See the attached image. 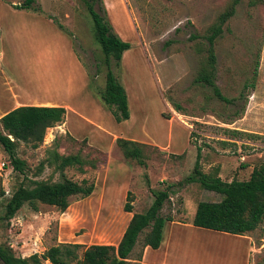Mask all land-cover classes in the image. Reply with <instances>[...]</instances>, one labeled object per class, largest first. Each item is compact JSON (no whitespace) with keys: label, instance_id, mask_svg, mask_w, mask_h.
<instances>
[{"label":"rangeland","instance_id":"374dc122","mask_svg":"<svg viewBox=\"0 0 264 264\" xmlns=\"http://www.w3.org/2000/svg\"><path fill=\"white\" fill-rule=\"evenodd\" d=\"M23 1L0 0V104L6 90L18 83L28 94L68 104L74 113H69V122L64 117L47 128L37 148L19 142L17 155L26 161V175L32 179H60L52 166L35 176L46 150L55 145L60 153L79 151L95 167L64 171L73 180L93 182L90 195L71 197L64 211L46 204L34 211L24 204L0 227V242L16 255L42 253L63 242L116 245L129 217L123 209L128 191L132 213L143 212L153 201L152 190L171 185L160 214L193 225L199 201L222 197L198 182H184L198 151L202 171L216 172L228 182L246 180L264 162V4L240 0L214 42L215 84L231 99L227 103L194 77L206 56L204 35L231 0H92L94 9H105L114 31L130 44L119 66L111 63L130 112L118 123L100 98L107 66L85 0H35L30 9L17 8ZM250 81L253 86L243 89ZM25 90L19 95H26ZM117 137L142 143L145 165L126 159ZM0 166L5 191L1 214L23 175L12 170L1 147ZM195 231L174 227L169 251L174 256L166 259L168 264H213L205 255H217L214 264H264V248L250 259L233 236ZM246 235L257 246L264 243V219ZM142 237L131 259L140 254ZM157 254L150 250L148 255Z\"/></svg>","mask_w":264,"mask_h":264},{"label":"trees","instance_id":"16d2710c","mask_svg":"<svg viewBox=\"0 0 264 264\" xmlns=\"http://www.w3.org/2000/svg\"><path fill=\"white\" fill-rule=\"evenodd\" d=\"M34 1L24 0L17 8L30 9ZM239 2L240 0H231L218 15L217 20L208 27L207 34L204 35L207 41L206 56L194 77V82L211 87L214 96L227 103L231 102V99L225 97L215 84L214 42L221 35L225 22L236 12ZM85 3L92 19L95 40L101 48L107 66L105 85L100 98L111 109L115 121L119 123L128 119L130 112L126 90L111 69V63L118 67L123 52L130 47V44L122 40L114 31L105 9L101 7L95 10L92 0H85ZM259 4H264V0H249L250 6ZM35 10L39 9L35 8ZM253 84V81L246 82L242 88L247 89ZM65 113L63 106L20 105L0 117V147L8 155L12 170L23 175V179L6 199L0 214V227L8 225L24 204L34 211L38 210L39 204L54 206L64 211L71 197H86L93 192V182L87 179L76 181L68 178L64 173L68 167L76 168L79 172H84V166L88 164L95 167V162L85 159L79 151L60 153L56 145L46 150V156L36 168L35 176L44 166H52L60 174V179L56 181L50 178H29L26 175V161L17 155L19 142L37 148L43 142L46 129L60 124ZM115 143L126 159L136 160L140 165H145L146 156L142 143L123 137H117ZM199 157L198 151L193 170L184 182H198L203 188L215 191L222 197L219 201H199L192 224L238 235H245L255 230L264 219V162L253 167L246 180L234 179L228 182L216 172L209 174L202 171ZM170 192L171 185L152 190L153 201L145 211L132 213L117 245L85 246L76 242H63L46 248L42 253H32L23 257L16 255L10 245L0 242V264H41L42 260L51 264H128L131 252L140 235L143 234L142 249L136 258L140 259L144 247L149 246L154 249L159 247L163 226L166 221L172 220L169 216L160 214L164 202L170 197ZM4 194V188L0 184V198ZM132 201V193L128 191L123 205L124 211L132 212ZM146 229L148 230L144 232Z\"/></svg>","mask_w":264,"mask_h":264},{"label":"crops","instance_id":"0c3cea01","mask_svg":"<svg viewBox=\"0 0 264 264\" xmlns=\"http://www.w3.org/2000/svg\"><path fill=\"white\" fill-rule=\"evenodd\" d=\"M1 33L2 32L0 30V35H1ZM3 57H4V54L2 51H0V61L3 59ZM77 60L80 61L78 58H77ZM21 90H25V89H23L18 83L11 85L10 91L6 90L7 94L4 95L5 99L0 104V117L2 115H4L6 112L10 111L11 109H13L17 106H20V105L63 106L66 110L65 117L67 118L68 122H69V113H74V109H72L68 104H64L63 102H57L56 100H54V98H50L47 96L37 97L36 95L34 96L31 93L28 94V92L26 90L25 91L27 94L22 96V95H19V91H21ZM67 128L70 129V132H72V130L69 126V123H67ZM125 212L129 216L127 219V222H126V223H128L129 219L132 216V212H127V211H125ZM175 226L185 227L191 231L199 230L198 232H203V231L210 232V231H206V230H212V229H208V228H203V227L191 225V223L185 222V221L168 220L165 222V224L163 226L162 241H161L159 247L155 248V249L151 248L149 246L144 247L140 259H136V258L131 259V257H130L128 259V261H129L128 264H132V263H136V264H168L166 259L168 257L174 256V255H169V251H170L171 246L174 243V239H175L174 238V227ZM214 231H217V230H214ZM123 232H124V230H123ZM223 233L228 235V236H233V238L238 240L237 242L239 243L238 244L239 248L243 249L242 251H244L243 253L246 255V258L249 257L251 259V257H253L254 255L260 254L261 249L264 248V243H261L260 245L258 244L259 246H257L256 242L254 241V239L252 237H250V235H246V234L245 235H238V234H231V233H227V232H223ZM243 245H245V248L242 247ZM150 250H153L155 252H159V255L158 254L157 255H148ZM161 251H162V253H160ZM205 256L207 257V259H206L207 262L211 260V261H213V264H214V260H215L214 258H215V256L217 257V255H205ZM221 256H223V255H221ZM227 259H230V258H227ZM221 260L223 262L224 259H221Z\"/></svg>","mask_w":264,"mask_h":264},{"label":"built area","instance_id":"2783aa9c","mask_svg":"<svg viewBox=\"0 0 264 264\" xmlns=\"http://www.w3.org/2000/svg\"><path fill=\"white\" fill-rule=\"evenodd\" d=\"M2 165H3V164H2ZM2 165H1V166H2ZM1 166H0V167H1Z\"/></svg>","mask_w":264,"mask_h":264}]
</instances>
